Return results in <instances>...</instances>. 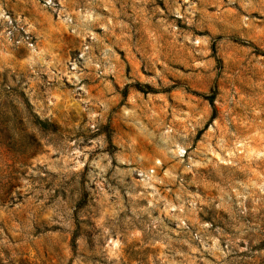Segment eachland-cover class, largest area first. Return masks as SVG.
Here are the masks:
<instances>
[{
    "label": "rangeland",
    "instance_id": "1",
    "mask_svg": "<svg viewBox=\"0 0 264 264\" xmlns=\"http://www.w3.org/2000/svg\"><path fill=\"white\" fill-rule=\"evenodd\" d=\"M0 264H264V0H0Z\"/></svg>",
    "mask_w": 264,
    "mask_h": 264
}]
</instances>
